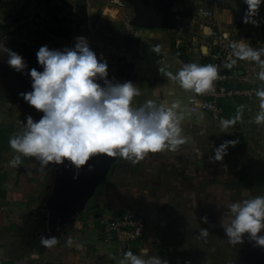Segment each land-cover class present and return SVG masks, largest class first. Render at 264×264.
I'll return each instance as SVG.
<instances>
[{
  "label": "crops",
  "instance_id": "crops-1",
  "mask_svg": "<svg viewBox=\"0 0 264 264\" xmlns=\"http://www.w3.org/2000/svg\"><path fill=\"white\" fill-rule=\"evenodd\" d=\"M26 1L0 0V43L27 64L24 72H16L8 65L7 55L0 54V264H121L127 251L145 259L156 256L152 241L171 250L173 264H241L236 250L242 244L228 243L221 227L229 204L222 201L264 196L263 180L257 176L264 175V160L248 158L237 144L229 147L222 161L210 159L230 132L222 133L220 119L198 111L190 101L193 93L180 89L159 71L163 66L159 61L175 73L179 62L195 63L201 58L192 43L205 24L192 14L198 10L184 13L183 3L161 9L156 0L153 12L147 11L149 2L133 12L107 0H89L77 33L64 21L55 20L42 35H34L29 28L16 26L26 12ZM201 3L204 7L200 9L212 11L214 22L233 42L244 40L254 48L264 47V5L256 17L259 26L254 27L242 22L247 10L243 0ZM77 37L86 38L98 60L107 63L108 80L132 82L141 89L135 106L151 99L158 103L180 100L185 112L182 135L187 143L176 152L150 153L135 164L99 155L76 179V170L67 162L42 169L34 157H22L21 164L12 167L10 161L17 153L9 146L10 138L22 132L25 117L39 120L43 115L19 95L32 90L29 70L43 71L35 56H27L26 51H38L45 45L54 50L71 48ZM157 45L160 55L152 51ZM241 69L243 87H264L258 79V64L242 61ZM257 149L264 157V140ZM235 171L245 175L238 186L233 185ZM128 210L146 214L144 247L108 244L100 237L101 221L114 211ZM202 229L209 232L207 237L200 235ZM41 237H56L58 244L46 248ZM253 246L264 253V248Z\"/></svg>",
  "mask_w": 264,
  "mask_h": 264
},
{
  "label": "clouds",
  "instance_id": "clouds-1",
  "mask_svg": "<svg viewBox=\"0 0 264 264\" xmlns=\"http://www.w3.org/2000/svg\"><path fill=\"white\" fill-rule=\"evenodd\" d=\"M243 3L247 10L242 22L258 27L256 17L264 0H243ZM230 47L233 58L224 67L231 69L238 61L255 62L260 67L258 79L264 82V47L254 48L244 40L231 42ZM152 51L160 55L161 47L157 45ZM0 54L7 55L8 65L16 72L22 73L27 68L23 57L3 43H0ZM36 56L43 71L30 69L32 90L19 95L43 115L39 120L31 115L25 117V121H21L22 132L10 138L9 146L17 153L10 161L12 167L20 165L22 157H34L42 169L67 162L76 170L73 177L76 179L79 171L99 155L120 157L135 164L150 153L176 152L187 143L182 135L185 112L181 101L158 103L151 99L135 106L134 99L141 95V89L132 82L108 80L107 63L98 60L86 38L77 37L74 47L63 50L41 46ZM179 63L181 67L173 73L166 62L159 61L163 65L159 71L184 91L196 95L215 91L214 82L219 78L216 65ZM101 80L103 84L99 83ZM255 94L260 111L253 122L261 125L264 124V87ZM242 112L243 106H240L234 118L220 121L222 133H228L241 119ZM236 143L235 140L225 141L214 149L210 159L222 161L229 147ZM203 219L207 223V218ZM221 227L232 245L243 244L247 235L256 247L264 248V196L229 203ZM200 235L207 237L209 232L202 229ZM40 243L52 249L58 239L41 237ZM121 264H167V261L157 256L145 259L127 251Z\"/></svg>",
  "mask_w": 264,
  "mask_h": 264
},
{
  "label": "built area",
  "instance_id": "built-area-1",
  "mask_svg": "<svg viewBox=\"0 0 264 264\" xmlns=\"http://www.w3.org/2000/svg\"><path fill=\"white\" fill-rule=\"evenodd\" d=\"M89 0H27L25 14L16 21L18 28H29L30 34L42 35L45 29L55 20L67 23L72 33H77L78 21ZM109 4L124 7V3L107 0ZM204 16L205 24L200 32L194 35L192 43L200 53L201 59L209 63L196 61L197 64H214L218 67L219 78L214 82L215 91L209 94H193L191 104L198 111L207 113L214 119H220L222 107L228 106L235 98L251 96L250 89H245L241 62L238 61L231 69L224 65L233 58L230 47L231 39L228 32L223 31L213 20L210 10H198ZM225 33L228 34L227 39ZM206 50L207 54H204ZM35 58L37 56L35 55ZM100 237L110 244L119 246L141 245L146 241V216L142 210L114 211L111 216L100 223ZM157 257L167 264H173L175 258L169 248L164 245L157 247ZM185 264H188L185 262Z\"/></svg>",
  "mask_w": 264,
  "mask_h": 264
},
{
  "label": "rangeland",
  "instance_id": "rangeland-1",
  "mask_svg": "<svg viewBox=\"0 0 264 264\" xmlns=\"http://www.w3.org/2000/svg\"><path fill=\"white\" fill-rule=\"evenodd\" d=\"M120 2H123L124 5L128 8H130L133 12L134 11H139L140 10V4H144V2H149L151 8H148L147 11L153 12V4L154 1L156 0H119ZM157 6L163 9L164 7L166 8H171L173 9L174 6L178 3H183L184 4V13L188 12V10L197 9L199 10L200 8L204 7L203 2L204 0H157ZM213 1V0H211ZM187 5V6H185ZM154 6H156L154 4ZM168 9V10H169ZM192 12V11H191ZM196 14L199 19H204V16L199 14L197 11H193L192 14ZM30 30V29H29ZM231 42L232 39H231ZM38 51L34 49H28L26 51L27 56L34 58ZM35 59V58H34ZM37 59V58H36ZM198 61H203L205 63H209L208 60L201 59L200 57H197ZM243 85V83H242ZM245 89H250V91H253L254 94L251 96H245V97H240V98H235L234 101H231L228 106L222 107L223 113H225V108L230 109L227 110L225 113V119H231L234 118L237 115V109L240 106H243V112L241 114V119L233 125L229 129V134H227L226 139L228 140H235L237 141V145L241 147L242 149L245 150V156L248 158L250 157L252 160L254 159H261L264 160V157L261 156V151L257 149V146L260 145L263 140L264 136L262 135V131L264 129V124L257 125L254 123V118L256 114L260 111L259 108V98L256 96V91L260 88L258 87H244ZM256 156V157H255ZM258 156V157H257ZM236 172V180L234 186H238L243 180L242 176H245L244 174L241 173V171H235ZM263 182L260 185L261 191L264 193V175H257ZM225 203H232L229 201L227 198L226 200L224 199L222 202ZM111 216V214L109 215ZM146 216V214H145ZM147 226H146V237H148L147 233ZM101 230V228L99 229ZM145 237V238H146ZM245 241L241 246L240 250H236V258L237 260L241 262V264H264V253H258V249H256L253 246L254 242H250L248 239V236L245 235L244 237ZM246 240L249 242L247 243ZM155 241H152V249L155 251L156 247H158L160 244L156 243ZM145 241L138 246L144 247ZM241 255V257L239 256Z\"/></svg>",
  "mask_w": 264,
  "mask_h": 264
},
{
  "label": "trees",
  "instance_id": "trees-1",
  "mask_svg": "<svg viewBox=\"0 0 264 264\" xmlns=\"http://www.w3.org/2000/svg\"><path fill=\"white\" fill-rule=\"evenodd\" d=\"M230 102H231V101H230ZM227 110H230V109L225 108V113L227 112ZM225 113L222 114V116L220 117V120L225 119V116H224Z\"/></svg>",
  "mask_w": 264,
  "mask_h": 264
},
{
  "label": "water",
  "instance_id": "water-1",
  "mask_svg": "<svg viewBox=\"0 0 264 264\" xmlns=\"http://www.w3.org/2000/svg\"><path fill=\"white\" fill-rule=\"evenodd\" d=\"M152 25H154V24H151V25H148V26H152ZM107 164H109V162H108ZM105 169H106V167H104V171H105ZM94 185H95V184H94ZM94 185H93V187H94Z\"/></svg>",
  "mask_w": 264,
  "mask_h": 264
}]
</instances>
